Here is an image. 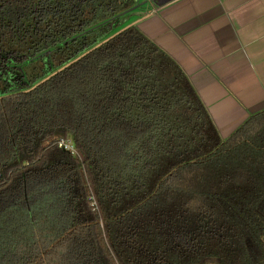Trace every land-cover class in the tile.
I'll list each match as a JSON object with an SVG mask.
<instances>
[{"label":"trees","instance_id":"16d2710c","mask_svg":"<svg viewBox=\"0 0 264 264\" xmlns=\"http://www.w3.org/2000/svg\"><path fill=\"white\" fill-rule=\"evenodd\" d=\"M136 3L0 0V264H264V110L222 138Z\"/></svg>","mask_w":264,"mask_h":264},{"label":"crops","instance_id":"0c3cea01","mask_svg":"<svg viewBox=\"0 0 264 264\" xmlns=\"http://www.w3.org/2000/svg\"><path fill=\"white\" fill-rule=\"evenodd\" d=\"M136 1L130 22L182 67L222 138L264 110V0Z\"/></svg>","mask_w":264,"mask_h":264},{"label":"built area","instance_id":"2783aa9c","mask_svg":"<svg viewBox=\"0 0 264 264\" xmlns=\"http://www.w3.org/2000/svg\"><path fill=\"white\" fill-rule=\"evenodd\" d=\"M58 144L60 147H63L64 149L71 150V151L75 152V147H74L71 140L61 139Z\"/></svg>","mask_w":264,"mask_h":264},{"label":"rangeland","instance_id":"374dc122","mask_svg":"<svg viewBox=\"0 0 264 264\" xmlns=\"http://www.w3.org/2000/svg\"><path fill=\"white\" fill-rule=\"evenodd\" d=\"M131 18H132V17H131V14L128 15V17H127V19H126V26H128V25H130V24H134L135 21L130 22ZM209 264H216V263H209Z\"/></svg>","mask_w":264,"mask_h":264},{"label":"water","instance_id":"95a60500","mask_svg":"<svg viewBox=\"0 0 264 264\" xmlns=\"http://www.w3.org/2000/svg\"><path fill=\"white\" fill-rule=\"evenodd\" d=\"M134 24H135V23H134ZM64 67H65V66H64ZM60 70H61V69H59L57 72H59ZM57 72H56V73H57Z\"/></svg>","mask_w":264,"mask_h":264}]
</instances>
